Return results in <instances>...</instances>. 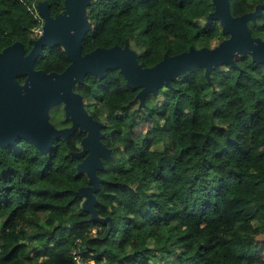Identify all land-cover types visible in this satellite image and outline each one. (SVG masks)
<instances>
[{
	"label": "trees",
	"instance_id": "obj_1",
	"mask_svg": "<svg viewBox=\"0 0 264 264\" xmlns=\"http://www.w3.org/2000/svg\"><path fill=\"white\" fill-rule=\"evenodd\" d=\"M45 1L51 17L63 13L65 0H0V52L16 42L31 51ZM229 3L233 17L262 7L247 22L262 38L264 0ZM214 10V0H89L82 54L128 46L151 68L214 49L232 35L208 20ZM69 64L56 44L34 69L61 74ZM140 90L120 68L73 87L112 155L97 170L95 216L78 194L90 185L78 168L88 154L76 155L86 132L45 150L23 138L0 145V264H264V63L240 53L208 77L190 68L143 105Z\"/></svg>",
	"mask_w": 264,
	"mask_h": 264
},
{
	"label": "water",
	"instance_id": "obj_2",
	"mask_svg": "<svg viewBox=\"0 0 264 264\" xmlns=\"http://www.w3.org/2000/svg\"><path fill=\"white\" fill-rule=\"evenodd\" d=\"M89 0H65L62 14L51 17L48 2L38 6L44 20L43 33L35 41L31 51L25 55L24 45L16 42L0 52V145L6 146L17 138H23L41 150L52 146L55 139L68 137L78 126L86 132L82 139L83 149L78 157H87L78 165L89 176V186L80 189L85 197L84 208L94 216V193L103 181L97 170L103 168V159H112L111 150L101 141V123L93 120L83 107L82 97L73 91L77 83H83L88 73L103 77L107 68H120L132 88H141L136 99L144 104L147 94H157L158 89L170 85L175 75L190 68L206 67V76L220 63L234 65L237 54H249L253 60L264 63V41L253 38L247 22L254 21L261 8L255 12L233 17L229 0H214L215 10L208 20H219L224 33L232 34L214 49L191 47L172 57L165 56L151 68H142L134 51L125 46L105 49L97 48L82 55V40L90 29L85 21V6ZM60 44L70 60L61 73L47 74L34 69V63L44 47ZM27 74L23 84L17 76ZM65 104L66 119L72 126L57 129L49 123V110L57 104Z\"/></svg>",
	"mask_w": 264,
	"mask_h": 264
},
{
	"label": "rangeland",
	"instance_id": "obj_3",
	"mask_svg": "<svg viewBox=\"0 0 264 264\" xmlns=\"http://www.w3.org/2000/svg\"><path fill=\"white\" fill-rule=\"evenodd\" d=\"M35 34V33H34ZM219 42L216 43V41L213 44L218 45ZM214 46V45H213ZM85 109V105H83ZM65 112L62 108V106L59 104L54 105L50 110H49V123L52 124L55 128L60 129L64 126H68L69 124L66 123L65 121Z\"/></svg>",
	"mask_w": 264,
	"mask_h": 264
},
{
	"label": "flooded vegetation",
	"instance_id": "obj_4",
	"mask_svg": "<svg viewBox=\"0 0 264 264\" xmlns=\"http://www.w3.org/2000/svg\"><path fill=\"white\" fill-rule=\"evenodd\" d=\"M261 40H263L264 41V35L262 36V38H260ZM82 55H84V54H82ZM76 87V86H75ZM76 93V92H75ZM76 94H79V93H76ZM80 95V94H79ZM82 97V96H81ZM82 101H83V99H82ZM62 106V108H63V110H64V112H65V109H64V107H65V104L64 103H60L59 104V106ZM83 105H84V102H83ZM85 110H86V112H87V114L89 115V116H91L90 114H89V112L87 111V109H86V107H85ZM92 117V116H91ZM65 118H66V113H65ZM64 118V119H65ZM93 118V117H92ZM93 120H95L94 118H93ZM65 121H66V123H68L69 125L68 126H64V127H62V128H69V127H71L72 126V122L70 121V120H67V119H65ZM95 121H97V120H95ZM98 122V121H97ZM62 128H60V129H62ZM76 129H80V126H78Z\"/></svg>",
	"mask_w": 264,
	"mask_h": 264
},
{
	"label": "built area",
	"instance_id": "obj_5",
	"mask_svg": "<svg viewBox=\"0 0 264 264\" xmlns=\"http://www.w3.org/2000/svg\"><path fill=\"white\" fill-rule=\"evenodd\" d=\"M34 15L38 20H41V16L37 10L35 11ZM33 32L35 33V35H41L43 33V30L42 28H39V29H34ZM74 258L77 260L78 263H80L79 261L80 258L78 256L75 255Z\"/></svg>",
	"mask_w": 264,
	"mask_h": 264
}]
</instances>
